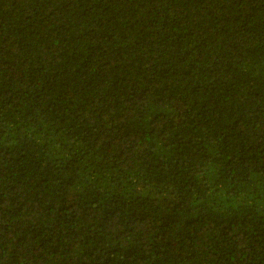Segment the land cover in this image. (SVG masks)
Returning <instances> with one entry per match:
<instances>
[{
  "label": "trees",
  "instance_id": "trees-1",
  "mask_svg": "<svg viewBox=\"0 0 264 264\" xmlns=\"http://www.w3.org/2000/svg\"><path fill=\"white\" fill-rule=\"evenodd\" d=\"M0 264H264V0H0Z\"/></svg>",
  "mask_w": 264,
  "mask_h": 264
}]
</instances>
